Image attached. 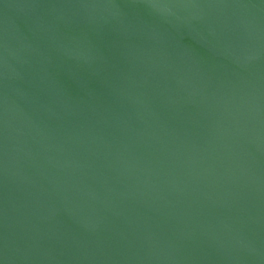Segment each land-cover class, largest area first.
<instances>
[{
	"label": "water",
	"instance_id": "1",
	"mask_svg": "<svg viewBox=\"0 0 264 264\" xmlns=\"http://www.w3.org/2000/svg\"><path fill=\"white\" fill-rule=\"evenodd\" d=\"M0 264H264V0H0Z\"/></svg>",
	"mask_w": 264,
	"mask_h": 264
}]
</instances>
